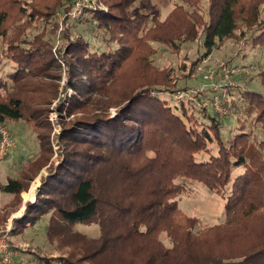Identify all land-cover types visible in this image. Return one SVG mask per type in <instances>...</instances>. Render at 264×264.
Wrapping results in <instances>:
<instances>
[{
	"label": "trees",
	"instance_id": "1",
	"mask_svg": "<svg viewBox=\"0 0 264 264\" xmlns=\"http://www.w3.org/2000/svg\"><path fill=\"white\" fill-rule=\"evenodd\" d=\"M97 1L106 8L67 20L61 84L49 33L54 13L72 0H0V124L26 121L38 148L0 183L13 195L0 207V232L40 175L35 200L25 202L10 232L47 219L48 239L73 250L26 264H264V91L238 76L242 85L219 92L224 115L201 105L211 89L197 101L173 97L191 87L198 63L225 39L264 52V0H208L206 13L201 0H179L163 19L131 14L132 0ZM81 23L95 30L92 41L73 32ZM201 34L204 52L188 71L154 62L153 42L178 53ZM258 75L264 89V72ZM67 88L74 92L59 98ZM52 104L62 115L54 160ZM178 177L227 194L225 221L198 229L200 218L179 205ZM92 223L97 237L75 228ZM16 255L11 264H21Z\"/></svg>",
	"mask_w": 264,
	"mask_h": 264
},
{
	"label": "rangeland",
	"instance_id": "2",
	"mask_svg": "<svg viewBox=\"0 0 264 264\" xmlns=\"http://www.w3.org/2000/svg\"><path fill=\"white\" fill-rule=\"evenodd\" d=\"M97 6L106 8L104 4L100 1L94 0ZM179 0H132L130 5V13L134 14L136 12H150L158 13L160 18L163 19L167 13L174 7ZM208 0H201L200 9L206 13V7ZM59 12L62 10H57L53 15L54 29L49 33V39L52 43V51L58 59V64L61 66L62 77L60 80L61 84L66 83L67 74L65 70L67 69V64L63 60V52L65 46V39L63 38V32L66 29L67 20L64 19L61 25L59 19ZM85 23H81L80 27L73 28L74 33L86 34L89 32L88 29H85ZM96 34L95 30L87 34V37L92 41L93 35ZM101 38V35L99 36ZM204 35H200L193 41H187L182 43L181 50L176 53L172 52L167 46L153 42V45L157 47V51L154 54V62L159 66H172L179 67L180 64H185V70L188 71L190 65L198 56L204 52L203 45ZM242 41H236L234 39H225L218 43L217 47L212 51L211 55L203 58L197 65L195 72L192 76V83L190 88H203L204 92L208 90L209 80L204 76L210 72H216L217 68L222 63H229L231 57H235V64L237 65H256L264 66V52H255L249 46L243 45ZM61 49V52L59 50ZM62 60V61H61ZM232 64V63H230ZM182 70H178L177 73L181 74ZM261 71L253 70L249 74H241L239 77H243L244 80L248 83L252 89L263 92L264 89L260 83V76L258 73ZM236 76L233 78L232 85H242V80ZM244 82V81H243ZM238 85V86H239ZM189 88V89H190ZM74 91L71 88H67L65 91H62L60 97H64L72 94ZM203 95V94H202ZM57 98L53 104L59 99ZM170 104L176 103L172 95L166 96ZM51 106V111L48 114L49 120L51 122V131L49 133L52 146L54 148V155L52 159L54 160L58 153L59 145H57V135L60 132L61 124L60 120L62 115L53 109ZM178 104V103H177ZM115 111V108H112V112ZM8 130L11 132L13 139L15 141V146L8 152V154L0 160V167H6L7 169L14 163L19 164L17 173L19 169L26 163V160L33 159L37 153L38 148L36 141L34 139V131L32 127L26 123L24 120L19 121H7L4 124ZM9 167V168H8ZM240 171V170H238ZM0 182H6L5 174L0 171ZM39 179V181H38ZM177 182L183 185V191L178 196L179 205L187 214L195 215L200 218L199 226L202 228L205 226H210L216 223H222L225 221V204H226V195L223 196L217 192L211 191L206 185L202 182L191 179L188 177H178ZM40 175L35 177L27 190H24L20 195L22 197V207L20 205L19 209L15 212H11L6 223L2 226V230L6 229L7 226L13 225L14 216H18L22 213L25 208L26 201H34L36 197L37 188L40 185ZM9 194V193H7ZM10 197L0 194V207H6L7 204L12 200L13 195L9 194ZM28 197V198H27ZM24 206V207H23ZM47 222L42 221L35 224L32 227L26 228L20 233L11 234L10 240L12 243L17 246V255L20 257L21 264H26V262L31 258H36L38 255L49 256V255H67L73 247L70 244H64L58 239L50 241L46 235L44 225ZM99 225L96 223L92 224H78L75 228L79 231L88 234L92 237H97L99 235ZM11 231V230H10ZM166 240V239H165ZM59 241V242H58ZM169 243V240H166ZM35 264V263H34Z\"/></svg>",
	"mask_w": 264,
	"mask_h": 264
},
{
	"label": "built area",
	"instance_id": "3",
	"mask_svg": "<svg viewBox=\"0 0 264 264\" xmlns=\"http://www.w3.org/2000/svg\"><path fill=\"white\" fill-rule=\"evenodd\" d=\"M95 8L97 6L94 0H72V6L63 12H59V19L61 25L63 20H74L80 18L86 8ZM62 61V60H61ZM263 71L264 66L256 65H235L230 63H222L216 72H210L205 74V78L209 80L208 89L213 90L212 97H206L200 102L204 107H212L220 115H224L227 112V108L224 104L223 98H221L220 90L225 85L231 84L233 78L241 74H249L253 70ZM204 92L203 88H190L186 90H179L174 93L175 100L187 99L191 101H197L199 94ZM15 146V141L8 128L0 124V160H2L8 152ZM10 230L11 226H7L0 232V264H11L16 250L11 247L10 244Z\"/></svg>",
	"mask_w": 264,
	"mask_h": 264
},
{
	"label": "crops",
	"instance_id": "4",
	"mask_svg": "<svg viewBox=\"0 0 264 264\" xmlns=\"http://www.w3.org/2000/svg\"><path fill=\"white\" fill-rule=\"evenodd\" d=\"M18 165L19 164H17V163H14V165H12V166H10V168L9 169H7L6 167H0V171H2L4 174H5V177H6V179H7V177H9V176H11V177H15V174L17 173V168H18ZM1 180V179H0ZM38 181H39V179H38ZM0 183H3L2 181L0 182ZM0 194L1 195H8L7 197H10V195L9 194H7V193H5V192H2L1 191V189H0ZM28 198V197H27ZM21 207H22V205H21ZM24 207V206H23ZM16 216V215H15ZM14 216V217H15ZM17 254V253H16Z\"/></svg>",
	"mask_w": 264,
	"mask_h": 264
}]
</instances>
